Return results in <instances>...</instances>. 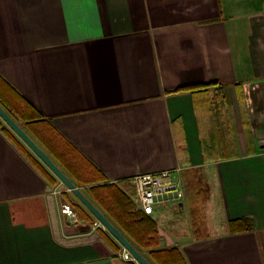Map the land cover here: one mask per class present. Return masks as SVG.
I'll use <instances>...</instances> for the list:
<instances>
[{
  "label": "crops",
  "instance_id": "0c3cea01",
  "mask_svg": "<svg viewBox=\"0 0 264 264\" xmlns=\"http://www.w3.org/2000/svg\"><path fill=\"white\" fill-rule=\"evenodd\" d=\"M0 81L139 211L132 177L178 169L183 198L149 215L160 248L186 264H264V0H0ZM208 82L221 94L172 92ZM240 218L254 229L233 231ZM124 251L0 118V264H139Z\"/></svg>",
  "mask_w": 264,
  "mask_h": 264
},
{
  "label": "trees",
  "instance_id": "16d2710c",
  "mask_svg": "<svg viewBox=\"0 0 264 264\" xmlns=\"http://www.w3.org/2000/svg\"><path fill=\"white\" fill-rule=\"evenodd\" d=\"M2 82V81H0ZM217 83H194L184 85L173 90L177 92H190L191 94L207 95L209 90L215 88L217 95L221 94L223 85L215 87ZM220 99V98H219ZM21 102L15 100L4 91L0 84V105L10 115H16L25 124V127L33 131L35 135H43L44 141L55 155L63 169L73 175L81 184L88 186L92 201L99 206L116 225L119 230L131 240L141 253L147 251L148 256L155 264H186L181 252L173 248H160V236L155 220L142 211L135 209L132 199L117 185L101 181L99 174L71 156L70 146L62 145L56 135L51 133V128L44 124L39 113L34 109L23 108ZM20 126V125H19ZM233 231H248L254 229V223L249 218H240L230 222ZM142 254V253H141ZM144 256V255H143ZM128 264H135L128 262Z\"/></svg>",
  "mask_w": 264,
  "mask_h": 264
},
{
  "label": "built area",
  "instance_id": "2783aa9c",
  "mask_svg": "<svg viewBox=\"0 0 264 264\" xmlns=\"http://www.w3.org/2000/svg\"><path fill=\"white\" fill-rule=\"evenodd\" d=\"M175 170H162L152 173H141L132 177L135 187L136 203L146 215H152L154 209L160 204H174L179 202L184 191L181 182L176 178ZM62 213L71 216L76 221V214L72 206L65 204ZM98 225V222L96 223ZM124 259H134L128 252L122 254Z\"/></svg>",
  "mask_w": 264,
  "mask_h": 264
},
{
  "label": "water",
  "instance_id": "95a60500",
  "mask_svg": "<svg viewBox=\"0 0 264 264\" xmlns=\"http://www.w3.org/2000/svg\"><path fill=\"white\" fill-rule=\"evenodd\" d=\"M0 118L18 135L24 143L41 159V161L54 173V175L71 190L80 202L95 216V218L119 241V243L133 256L139 264H151L109 221V219L96 207L90 199L68 178V176L55 164L37 143L19 126V124L1 107Z\"/></svg>",
  "mask_w": 264,
  "mask_h": 264
},
{
  "label": "rangeland",
  "instance_id": "374dc122",
  "mask_svg": "<svg viewBox=\"0 0 264 264\" xmlns=\"http://www.w3.org/2000/svg\"><path fill=\"white\" fill-rule=\"evenodd\" d=\"M193 186H190L187 189L186 202L189 203V208H190L189 214L191 213V211L192 213L195 212L196 214H198L201 211V202H202L203 196H201L198 187L197 186L193 187ZM186 213H187V210H186Z\"/></svg>",
  "mask_w": 264,
  "mask_h": 264
}]
</instances>
